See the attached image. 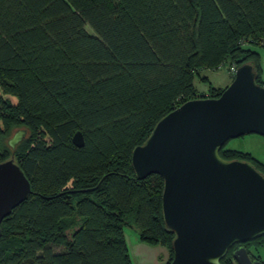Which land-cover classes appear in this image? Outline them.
<instances>
[{"label": "trees", "instance_id": "16d2710c", "mask_svg": "<svg viewBox=\"0 0 264 264\" xmlns=\"http://www.w3.org/2000/svg\"><path fill=\"white\" fill-rule=\"evenodd\" d=\"M261 49L264 0H0V163L14 156L32 188L1 225L0 264H132L125 228L170 264L164 181L139 180L133 150L182 104L222 95L203 71L248 63L264 86ZM17 128L30 136L13 152ZM218 156L264 174L249 153Z\"/></svg>", "mask_w": 264, "mask_h": 264}, {"label": "water", "instance_id": "95a60500", "mask_svg": "<svg viewBox=\"0 0 264 264\" xmlns=\"http://www.w3.org/2000/svg\"><path fill=\"white\" fill-rule=\"evenodd\" d=\"M258 76L251 64L238 67L219 98L182 104L133 150L137 178L158 175L164 181L163 219L175 236L170 264H222L235 245L264 237V174L248 162L218 156L232 139L264 136V86ZM26 134L20 130L9 140L13 152ZM73 143L84 146L81 132ZM31 194L14 156L0 163V236L3 221ZM233 258L237 264H263L243 246Z\"/></svg>", "mask_w": 264, "mask_h": 264}, {"label": "rangeland", "instance_id": "374dc122", "mask_svg": "<svg viewBox=\"0 0 264 264\" xmlns=\"http://www.w3.org/2000/svg\"><path fill=\"white\" fill-rule=\"evenodd\" d=\"M87 30L92 33L91 29ZM261 54V78L264 81V49L259 50ZM231 62L228 61L225 66L217 71L207 70L206 75L215 87H220V90H225L232 82L234 75L230 72ZM195 85L198 91L202 94L208 90V85L195 80ZM24 128L14 129L6 142L14 137ZM26 138H29V131L26 130ZM226 149L249 153L254 159L264 164V136L251 134L240 138L232 139L226 144ZM126 243L128 244L132 264H167L171 259V254L168 249L162 246H150L140 242L136 229L125 228L124 230ZM251 258L260 260L264 264V247L261 245H248ZM56 252H61V248H56Z\"/></svg>", "mask_w": 264, "mask_h": 264}, {"label": "crops", "instance_id": "0c3cea01", "mask_svg": "<svg viewBox=\"0 0 264 264\" xmlns=\"http://www.w3.org/2000/svg\"><path fill=\"white\" fill-rule=\"evenodd\" d=\"M209 71V70H208ZM207 72V70L206 71H203V72H201V74L203 75V76H206V75H204L205 73ZM207 77V76H206ZM208 78V77H207ZM209 79V78H208ZM209 82H210V84L214 87V88H220V87H215L212 83H211V81H210V79H209ZM195 87H196V85H195ZM196 89H197V87H196ZM197 91H198V89H197ZM208 93V90L206 91V92H203L202 94L199 92V94L200 95H206ZM128 245V244H127ZM129 248V247H128ZM130 252V251H129Z\"/></svg>", "mask_w": 264, "mask_h": 264}, {"label": "built area", "instance_id": "2783aa9c", "mask_svg": "<svg viewBox=\"0 0 264 264\" xmlns=\"http://www.w3.org/2000/svg\"><path fill=\"white\" fill-rule=\"evenodd\" d=\"M236 70H237V67H236V66H231V67H230V72H231L233 75L235 74Z\"/></svg>", "mask_w": 264, "mask_h": 264}, {"label": "flooded vegetation", "instance_id": "af4514ba", "mask_svg": "<svg viewBox=\"0 0 264 264\" xmlns=\"http://www.w3.org/2000/svg\"><path fill=\"white\" fill-rule=\"evenodd\" d=\"M252 260H257V259H253V258H252ZM259 261H260V260H259Z\"/></svg>", "mask_w": 264, "mask_h": 264}]
</instances>
